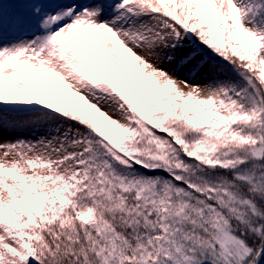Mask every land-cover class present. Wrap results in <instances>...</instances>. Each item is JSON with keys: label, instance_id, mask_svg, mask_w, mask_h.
<instances>
[{"label": "snow or ice", "instance_id": "snow-or-ice-1", "mask_svg": "<svg viewBox=\"0 0 264 264\" xmlns=\"http://www.w3.org/2000/svg\"><path fill=\"white\" fill-rule=\"evenodd\" d=\"M24 8L0 105L51 131L0 142V264H264V0ZM197 50L232 75L161 66Z\"/></svg>", "mask_w": 264, "mask_h": 264}, {"label": "rangeland", "instance_id": "rangeland-1", "mask_svg": "<svg viewBox=\"0 0 264 264\" xmlns=\"http://www.w3.org/2000/svg\"><path fill=\"white\" fill-rule=\"evenodd\" d=\"M52 2L59 3L62 0H52ZM74 2L84 4L88 0H74ZM0 3H2V9L0 11H2L4 21L3 28L0 30V40L7 42L16 39L31 38L35 32L33 26L21 29L14 24L15 19L26 11L24 8V0H0ZM190 47L191 43H186L184 48L176 53L177 57L183 56ZM201 57L202 54L200 53H197L195 56L196 59H201ZM178 60L171 63L165 61L161 66L181 80L187 78L190 84L203 86L208 83L207 78L192 76L190 74V65L177 64L179 63ZM194 60L190 63H193ZM15 109L10 106L0 105V142L14 141L16 139H38L42 134L51 131L50 127H44L43 122L39 121L33 114ZM19 120L21 121L17 122Z\"/></svg>", "mask_w": 264, "mask_h": 264}, {"label": "trees", "instance_id": "trees-1", "mask_svg": "<svg viewBox=\"0 0 264 264\" xmlns=\"http://www.w3.org/2000/svg\"><path fill=\"white\" fill-rule=\"evenodd\" d=\"M195 46L192 45L187 52H190ZM199 52V50H197V53ZM202 54V58L201 59H196L194 60L193 63H189L187 65H190L189 68H191V75L192 76H197V77H204L207 78L208 83L210 82V80H212L213 78H215L216 76H221V78H223L224 76H231L232 74L227 70L226 67H224L223 65H220V67L217 69V71H211V68H217V64L218 61L216 59L210 58V54ZM179 62V60H178ZM178 64H181L180 62ZM194 64V65H193ZM187 68V67H185ZM178 69V67H177ZM179 71V69H178Z\"/></svg>", "mask_w": 264, "mask_h": 264}, {"label": "bare ground", "instance_id": "bare-ground-1", "mask_svg": "<svg viewBox=\"0 0 264 264\" xmlns=\"http://www.w3.org/2000/svg\"><path fill=\"white\" fill-rule=\"evenodd\" d=\"M14 1V0H12ZM6 106H10L11 108H16L17 106H11V105H6ZM21 120L17 121V122H20Z\"/></svg>", "mask_w": 264, "mask_h": 264}]
</instances>
